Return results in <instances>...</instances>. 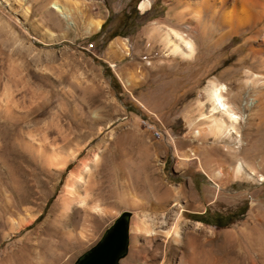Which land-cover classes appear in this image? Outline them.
Listing matches in <instances>:
<instances>
[{
	"label": "rangeland",
	"instance_id": "obj_1",
	"mask_svg": "<svg viewBox=\"0 0 264 264\" xmlns=\"http://www.w3.org/2000/svg\"><path fill=\"white\" fill-rule=\"evenodd\" d=\"M70 1L0 0V264H75L123 212L118 264H247L264 245V67L243 57L248 34L206 61L216 36L191 30L201 0ZM185 27L187 59L165 39ZM116 29L128 34L106 41ZM211 80L242 116L238 142L198 120ZM70 172L83 206L64 194ZM138 217L153 235L133 232Z\"/></svg>",
	"mask_w": 264,
	"mask_h": 264
},
{
	"label": "bare ground",
	"instance_id": "obj_2",
	"mask_svg": "<svg viewBox=\"0 0 264 264\" xmlns=\"http://www.w3.org/2000/svg\"><path fill=\"white\" fill-rule=\"evenodd\" d=\"M1 1L6 3V0ZM53 4L58 7L57 11L60 13L61 18H66L68 16V12L63 5L61 6L56 3ZM147 5L148 1L143 0L139 4V9L144 10ZM195 10V24L191 30L197 32V28L203 23V32L207 33V37L210 39L213 36H216L214 40H209L208 45H206V56L204 60L208 61L211 59L213 60V58L216 59L218 54L215 52L222 48V43L225 39L238 34L241 36L248 34V36L244 38V42L247 44V52L243 57H247L250 63L257 64L259 67H264V38L261 39V42L254 44L255 34L257 33L259 26L262 27L261 32H264V0H201L196 5ZM201 14H204L202 18ZM91 25L94 26V28L99 27V23H91ZM184 31L186 33V31H189V28L185 27ZM187 35L189 34L186 33L183 35L181 32L172 29L166 30L165 39L167 46L170 47L171 54L178 55L183 59L192 56V44L186 37ZM258 36H260V34H258ZM207 55L209 57H207ZM237 61L238 62L235 66L238 68L233 69L231 67L226 73L233 72L234 74H237L240 72L243 59ZM247 73L248 72H246V74ZM243 74H245V72ZM216 82L217 81L214 80L208 81L203 90L205 97L204 101L197 102L199 109L198 120L207 123L205 132H209V134L217 141L224 142L235 140L238 142V140H236V137H238L237 125L239 124V121H241L242 116L237 113L236 106L234 107L226 100V87L223 84H217ZM257 83L259 84V82ZM260 83L264 87V82L262 81ZM247 105H251V102H248ZM201 133L202 131H195L197 136L202 135ZM252 156L264 158V153L258 152ZM82 166L84 170L87 168L86 163L82 162ZM232 171L238 174L244 172L245 174L244 164L239 160H235ZM252 175L253 173H247L248 177H251ZM81 181H83V178L80 174L70 172L68 174V180L64 186V194L67 199L76 197L78 204L83 206L85 204V198H82L83 196L80 197L78 191H76V184L78 182L81 183ZM87 189L89 190L90 188L88 187ZM89 209L92 211L99 210L98 206L95 204L91 205ZM134 222L135 228L133 229V232H142L145 235L154 234L150 224L141 217L136 218ZM173 234L175 236L178 235V230L176 228L173 229ZM245 261L247 264H264V245H261L259 249H257L254 256L245 257Z\"/></svg>",
	"mask_w": 264,
	"mask_h": 264
},
{
	"label": "water",
	"instance_id": "obj_3",
	"mask_svg": "<svg viewBox=\"0 0 264 264\" xmlns=\"http://www.w3.org/2000/svg\"><path fill=\"white\" fill-rule=\"evenodd\" d=\"M129 212H123L104 232L101 239L81 255L75 264H118L128 246Z\"/></svg>",
	"mask_w": 264,
	"mask_h": 264
},
{
	"label": "trees",
	"instance_id": "obj_4",
	"mask_svg": "<svg viewBox=\"0 0 264 264\" xmlns=\"http://www.w3.org/2000/svg\"><path fill=\"white\" fill-rule=\"evenodd\" d=\"M136 14H137L136 11H134L131 15H128V16H125V15H124V18H123V22H124V24L133 23L132 21H134V20L137 18V15H136ZM109 21H110V19H106V21L102 24L100 31H102V30L104 29V27L106 26V24H108ZM129 33H131V32H129ZM127 34H128V32L124 34V33H120V32L116 29V30L112 31V32L109 34V36L107 37L106 41H109V40H111L112 38L117 37V36L125 37V35H127ZM219 216H220L219 214H215V219H218ZM195 221H198V222H200V223H204V224H211V223H209L207 220H204V219L201 218V217H198ZM212 224H213V223H212ZM213 225H214V224H213ZM215 225H217V224H215Z\"/></svg>",
	"mask_w": 264,
	"mask_h": 264
},
{
	"label": "crops",
	"instance_id": "obj_5",
	"mask_svg": "<svg viewBox=\"0 0 264 264\" xmlns=\"http://www.w3.org/2000/svg\"><path fill=\"white\" fill-rule=\"evenodd\" d=\"M144 1H147V0H144ZM140 3H141V2H140ZM140 3H139V4H140ZM147 7H148V6H147ZM147 7H146V8H147ZM144 10H145V9H144Z\"/></svg>",
	"mask_w": 264,
	"mask_h": 264
},
{
	"label": "built area",
	"instance_id": "obj_6",
	"mask_svg": "<svg viewBox=\"0 0 264 264\" xmlns=\"http://www.w3.org/2000/svg\"><path fill=\"white\" fill-rule=\"evenodd\" d=\"M156 135L158 136L159 134H158V133H156Z\"/></svg>",
	"mask_w": 264,
	"mask_h": 264
}]
</instances>
